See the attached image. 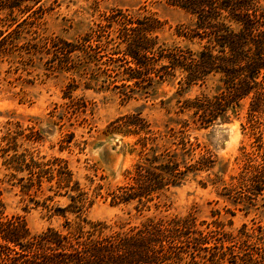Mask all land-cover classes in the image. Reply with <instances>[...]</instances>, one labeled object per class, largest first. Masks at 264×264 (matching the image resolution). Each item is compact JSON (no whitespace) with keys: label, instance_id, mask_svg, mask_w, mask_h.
I'll return each mask as SVG.
<instances>
[{"label":"rangeland","instance_id":"rangeland-1","mask_svg":"<svg viewBox=\"0 0 264 264\" xmlns=\"http://www.w3.org/2000/svg\"><path fill=\"white\" fill-rule=\"evenodd\" d=\"M43 3V11L25 21L17 13L0 14L5 34L17 28L16 21L21 24L0 47L4 216L22 217L32 235L48 228L66 231V222L75 227L86 219L84 231L96 229L94 238L129 232L150 219H190L192 238L199 240L180 248L176 264H264V117L250 121L249 100L229 111L228 121L205 127L185 103L219 94L220 75L190 86L180 72L163 81H130L112 61L118 57L116 25L93 43L88 56L67 53L62 42L94 36L120 9L157 19L158 45L198 52L204 42L185 35L194 17L167 0ZM261 4L264 8V0ZM21 154L53 171L40 188L23 187L28 171L15 170L12 162ZM154 156L178 164L185 171L181 183L150 201L113 203V193L131 182L135 165ZM59 170L72 174L69 187L59 183ZM80 193L83 202L77 197L76 205L84 206L82 212L63 216L59 209L74 204L69 196ZM205 247H216V260H208Z\"/></svg>","mask_w":264,"mask_h":264},{"label":"trees","instance_id":"trees-1","mask_svg":"<svg viewBox=\"0 0 264 264\" xmlns=\"http://www.w3.org/2000/svg\"><path fill=\"white\" fill-rule=\"evenodd\" d=\"M45 0H0V14H19L23 21L43 11ZM195 19L193 27L185 29L189 39L204 42L202 49L193 52L180 47L158 45L156 30L159 21L152 16L135 17L123 10H116L104 25L95 30L94 36L83 37L78 44L62 41L67 53L76 50L88 56L93 43L104 33L113 31L118 38L114 52L118 57L121 73L126 79L150 82L154 78L166 80L180 72L188 86L204 82L209 75H220L223 90L214 97L186 100L184 109H195L201 125L208 127L215 121L226 122L228 112L236 111L242 100H249L250 121L264 117V8L262 0H167ZM26 16V17H25ZM0 31V47L16 32ZM109 42V41H108ZM163 60H166L164 62ZM163 61V62H162ZM125 79V80H126ZM137 120H141L137 117ZM14 169L28 171V191L39 188L46 174L53 172L42 168L41 163L21 154L12 161ZM60 169H65L60 167ZM185 171L179 165L160 162L157 156L135 165L131 182L113 193L112 202L127 204L143 199L150 201L166 186H178ZM72 174L58 171L59 183L69 187ZM49 178L48 181H52ZM72 190V189H71ZM76 190V189H74ZM68 194V192H66ZM83 194L70 195L74 204L60 208L82 212L83 205H76L77 197L83 202ZM5 205L0 193V264H176L183 246L194 245L193 221L190 219L153 220L129 232L94 238V231H84L83 222L72 227L66 222V231L48 228L32 235L25 220L19 216L5 217ZM5 217V218H4ZM94 228V225H92ZM75 228V229H74ZM202 235L201 233H199ZM204 237L205 244L208 243ZM196 247V246H195ZM210 252L208 260H216V247L203 248ZM175 259L176 262H173ZM253 263V259H250ZM196 264V263H195ZM237 264V263H234ZM241 264V263H238Z\"/></svg>","mask_w":264,"mask_h":264}]
</instances>
